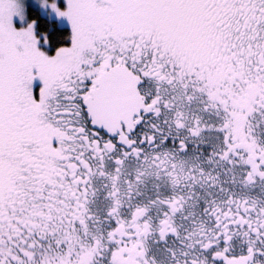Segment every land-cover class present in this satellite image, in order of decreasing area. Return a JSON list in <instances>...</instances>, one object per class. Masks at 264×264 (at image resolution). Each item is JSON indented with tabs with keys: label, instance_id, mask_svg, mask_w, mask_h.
<instances>
[{
	"label": "snow or ice",
	"instance_id": "obj_1",
	"mask_svg": "<svg viewBox=\"0 0 264 264\" xmlns=\"http://www.w3.org/2000/svg\"><path fill=\"white\" fill-rule=\"evenodd\" d=\"M0 264H264V0H0Z\"/></svg>",
	"mask_w": 264,
	"mask_h": 264
},
{
	"label": "trees",
	"instance_id": "obj_2",
	"mask_svg": "<svg viewBox=\"0 0 264 264\" xmlns=\"http://www.w3.org/2000/svg\"><path fill=\"white\" fill-rule=\"evenodd\" d=\"M31 10V9H30Z\"/></svg>",
	"mask_w": 264,
	"mask_h": 264
}]
</instances>
